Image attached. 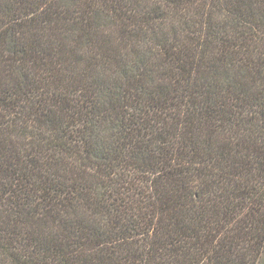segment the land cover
Returning <instances> with one entry per match:
<instances>
[{
	"label": "trees",
	"instance_id": "1",
	"mask_svg": "<svg viewBox=\"0 0 264 264\" xmlns=\"http://www.w3.org/2000/svg\"><path fill=\"white\" fill-rule=\"evenodd\" d=\"M264 0H0V264H260Z\"/></svg>",
	"mask_w": 264,
	"mask_h": 264
},
{
	"label": "rangeland",
	"instance_id": "2",
	"mask_svg": "<svg viewBox=\"0 0 264 264\" xmlns=\"http://www.w3.org/2000/svg\"><path fill=\"white\" fill-rule=\"evenodd\" d=\"M260 264H264V258H263V260H262V262Z\"/></svg>",
	"mask_w": 264,
	"mask_h": 264
}]
</instances>
